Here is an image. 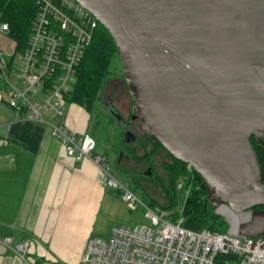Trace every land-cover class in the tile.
Segmentation results:
<instances>
[{"label": "water", "instance_id": "obj_1", "mask_svg": "<svg viewBox=\"0 0 264 264\" xmlns=\"http://www.w3.org/2000/svg\"><path fill=\"white\" fill-rule=\"evenodd\" d=\"M75 1L111 36L134 116L201 176L215 208L252 210L240 236L263 235L250 137L264 151V0Z\"/></svg>", "mask_w": 264, "mask_h": 264}, {"label": "built area", "instance_id": "obj_2", "mask_svg": "<svg viewBox=\"0 0 264 264\" xmlns=\"http://www.w3.org/2000/svg\"><path fill=\"white\" fill-rule=\"evenodd\" d=\"M34 1L37 11L25 51L5 55L0 50L6 107L19 121L50 127L66 156L94 163L127 208L142 207L147 220L136 228L114 226L106 240L90 237L80 264H264V234L239 235V226L250 221L252 210L228 214L220 212L225 204L216 207L215 213L228 225L224 233L187 229L181 218L171 222L112 177L105 159L94 154L96 142L90 134L77 135L61 122L66 118L64 95L75 82L76 66L92 41L97 20L75 0ZM7 32L8 25L0 23V33ZM9 243L5 238L4 245ZM27 248V243L17 244L14 251L23 259Z\"/></svg>", "mask_w": 264, "mask_h": 264}, {"label": "crops", "instance_id": "obj_3", "mask_svg": "<svg viewBox=\"0 0 264 264\" xmlns=\"http://www.w3.org/2000/svg\"><path fill=\"white\" fill-rule=\"evenodd\" d=\"M0 87L1 114V101L5 99L6 90L1 82ZM84 112L79 107L76 116H67L61 122L82 135L80 125ZM17 120L16 116L0 119V132L5 128L7 134L9 124ZM52 136V133L44 134L36 153L0 136V174L5 181L9 180L5 186L8 193H5L9 200H17L14 206L9 203L8 207L9 213H13V221L7 223L0 219L11 232L4 240L10 238V244L14 242V246L28 244L23 259L17 256L14 247H9L13 254L11 261L18 257L13 264H23L19 261L26 264H80L104 196L100 169L88 159L76 162L66 156L58 139ZM23 174H26L25 180L17 191V180ZM2 188L0 186V191ZM3 243L0 242V247ZM27 255L29 260L25 261Z\"/></svg>", "mask_w": 264, "mask_h": 264}, {"label": "trees", "instance_id": "obj_4", "mask_svg": "<svg viewBox=\"0 0 264 264\" xmlns=\"http://www.w3.org/2000/svg\"><path fill=\"white\" fill-rule=\"evenodd\" d=\"M36 11L34 0H0V23L8 25L7 35L11 40L14 55L25 51ZM114 57H119L116 46L109 33L97 21L92 41L76 66L75 82L64 95L65 102L73 103L86 112H92L104 82L112 77L110 65ZM119 77L123 78L121 71ZM1 102L5 105V100ZM132 112H134L133 108ZM43 135L44 125L17 120L9 124L6 137L22 149L36 153ZM149 140L154 142L152 151L162 148L152 134ZM250 142L256 152L261 170V182L264 184V151L259 149L252 136ZM167 155L171 157V162L163 165L165 182H162L155 173L150 177L143 175L141 177L155 182L160 180L162 184L158 186L161 187L167 204L160 207L152 199L144 202L165 218L170 217L172 220L181 218L183 227L187 229L194 231L205 229L213 233H224L228 225L215 213V207L207 198V189L201 176L188 164L173 158L169 153ZM136 159H150V156L144 154L143 157ZM258 207L264 208V206L256 208ZM179 208L180 212H178Z\"/></svg>", "mask_w": 264, "mask_h": 264}, {"label": "rangeland", "instance_id": "obj_5", "mask_svg": "<svg viewBox=\"0 0 264 264\" xmlns=\"http://www.w3.org/2000/svg\"><path fill=\"white\" fill-rule=\"evenodd\" d=\"M0 50H2L5 55L12 53V43L7 34L0 33ZM110 71L112 72V77L104 82L102 91L99 94V98L95 101L94 110L92 112L85 111L82 116L80 125L81 132L88 133L94 138L96 142L95 152L104 156L105 161L109 166V173L114 179L129 188L143 201L152 199L157 203L158 206H165L167 204V200L164 197L161 187L159 186L162 184L160 180L162 182L166 181L163 165L169 162L170 158L163 148L152 151L154 150L153 147L147 143L148 141L146 142L147 137L138 135V131H133L134 134L138 135V137L136 136L134 141L127 143L125 138L127 128L122 127L114 117L109 118L108 116L104 115L102 102L107 103L108 95H113L115 106L117 109L121 110L124 116L127 115V108L130 101L125 82L123 78L119 77L121 71L119 57L113 58L110 65ZM65 113L66 117L76 116V113H79V107L73 103H66ZM5 118H15V114L10 109L2 105L0 119ZM138 125L144 127V134H146V136L151 135L145 124L138 122ZM4 129L2 128L0 132L1 137L6 136ZM45 133L51 134L50 127L44 126V134ZM144 154H149L150 159H136L143 157ZM147 169L153 171L160 180L155 182L153 180H145L141 178ZM25 177L26 174H23V176L17 180V191L21 187L22 182H24ZM99 178L104 181V183L102 181L103 184L101 183V186L103 187L102 189L104 190V196L100 203V209L92 229L93 232L90 236L91 238L96 237L106 240L114 226L136 228L140 225H147V220L144 218V209L142 207L139 206L135 211L129 210L126 204L121 200L120 192L109 187L105 183L106 177L102 174H99ZM7 183L9 184V180L5 181V177L3 175L1 176L0 174V186H3V190L0 191V219L10 223L13 221L14 216L12 212L9 213V203L11 206H14L13 204H15L17 200H9L7 198L8 191H6L5 187L7 186ZM12 190L13 189H11V191ZM180 208L178 212H180ZM166 219L171 222H175L180 218L172 220L170 217H166ZM9 233H11L9 226L7 228V225L1 222V243H3L4 237L9 235ZM9 244H6V246L3 243V246L0 247V257L2 258V264H13L15 260H18V254L14 251L17 256L16 258L14 257L13 261H11L13 254L9 247H14L13 250H15L16 246H14V242L13 244ZM28 260L29 257L27 255L25 257V261ZM19 262L26 264L24 261Z\"/></svg>", "mask_w": 264, "mask_h": 264}, {"label": "flooded vegetation", "instance_id": "obj_6", "mask_svg": "<svg viewBox=\"0 0 264 264\" xmlns=\"http://www.w3.org/2000/svg\"><path fill=\"white\" fill-rule=\"evenodd\" d=\"M124 80V79H123ZM126 85V84H125ZM126 90H127V87H126ZM127 94H128V96H129V93H128V91H127ZM108 97V101H107V103L105 102V103H103L102 102V107H103V109H104V115L105 116H108L109 118H111V117H114L115 118V116H120L124 121H125V123H126V126L124 127V128H127V132L129 131V132H131L133 135H134V138H136V136L138 137V135H141V136H143V137H147L146 138V142L147 143H149L150 145H151V147H153L154 145H153V141H151L150 142V140H149V136H146V134H144V127H142L141 125H138V122H140V123H143V124H145L143 121H142V119L141 118H139V117H135L134 116V112H132V108H133V104H132V100H131V98H130V101H129V104H128V108H127V115L126 116H124L123 115V113L121 112V110L120 109H117V107L115 106V104H114V97H113V95H108L107 96ZM130 97V96H129ZM133 125H134V127H133ZM146 126V125H145ZM147 127V126H146ZM148 128V127H147ZM135 129V130H134ZM149 130V129H148ZM133 131H138L139 132V134L138 135H136V134H134V132ZM150 134H151V132H150ZM143 137H142V139H143ZM135 140V139H134ZM134 140H132V141H134ZM140 141H142L141 139H139ZM131 141V142H132ZM159 149V148H158ZM157 150V149H156ZM169 158H170V161L169 162H167V163H170L171 162V157L169 156ZM189 166V165H188ZM190 167V166H189ZM151 168V167H150ZM149 168V169H150ZM149 169H147L146 170V172L144 173V177H150V176H152L153 175V171H151V174L150 175H146V173L148 172V170ZM255 209H262V210H264V208L262 207V208H260V207H258V208H255Z\"/></svg>", "mask_w": 264, "mask_h": 264}, {"label": "bare ground", "instance_id": "obj_7", "mask_svg": "<svg viewBox=\"0 0 264 264\" xmlns=\"http://www.w3.org/2000/svg\"><path fill=\"white\" fill-rule=\"evenodd\" d=\"M29 38V37H28ZM103 157V156H102ZM104 158V157H103ZM105 159V158H104ZM233 210H231L229 207H226V206H222L221 208H220V212H222V213H228V214H230V212H232Z\"/></svg>", "mask_w": 264, "mask_h": 264}]
</instances>
